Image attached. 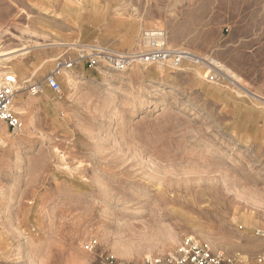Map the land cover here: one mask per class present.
Here are the masks:
<instances>
[{
  "label": "rangeland",
  "instance_id": "374dc122",
  "mask_svg": "<svg viewBox=\"0 0 264 264\" xmlns=\"http://www.w3.org/2000/svg\"><path fill=\"white\" fill-rule=\"evenodd\" d=\"M155 29L205 60L27 90L79 45ZM2 73L21 125L0 127V264H145L188 235L264 254V0H0Z\"/></svg>",
  "mask_w": 264,
  "mask_h": 264
},
{
  "label": "built area",
  "instance_id": "2783aa9c",
  "mask_svg": "<svg viewBox=\"0 0 264 264\" xmlns=\"http://www.w3.org/2000/svg\"><path fill=\"white\" fill-rule=\"evenodd\" d=\"M73 56H60L53 62L51 70L41 83L27 87L36 95L42 91V86L54 93L61 88L60 79L65 73L71 74L77 67L94 70H105L116 74L125 73L133 67L147 70L151 66L177 69L183 62L190 60L186 51L173 48L166 44L163 30L144 31L138 39L136 49L115 51L101 45H79L74 48ZM191 61V60H190ZM17 77L11 73L0 74V127L5 126L11 134L20 129V122L12 109V103L17 91ZM5 143L0 139V147ZM96 240H91L86 246L92 251ZM145 264H245L241 259L228 258L221 252L211 250L206 244L195 237L185 236L174 250L145 259ZM256 264H264V254L259 256Z\"/></svg>",
  "mask_w": 264,
  "mask_h": 264
},
{
  "label": "bare ground",
  "instance_id": "6f19581e",
  "mask_svg": "<svg viewBox=\"0 0 264 264\" xmlns=\"http://www.w3.org/2000/svg\"><path fill=\"white\" fill-rule=\"evenodd\" d=\"M50 3H52V2H50ZM62 45V44H61ZM65 45V44H64ZM18 52V51H17ZM187 54H189L190 56V60L191 61H195V62H199V61H203V60H205V59H202L201 57H199V56H197V55H195V54H193V53H190V52H187ZM208 64H213V65H218L219 63H217L216 61H210V63H208ZM218 67V66H217ZM216 67V68H217ZM215 68V67H214ZM220 68V67H219ZM223 69L225 70V71H227L228 73H230V75L231 76H233V74L231 73V72H229L228 71V69H226V68H224L223 67ZM222 69V70H223ZM227 73V74H228ZM72 74V73H71ZM64 77H65V79H66V81L69 83V84H72V85H76L77 83H78V78H77V76H75V75H70L69 73H65L64 75H63ZM21 90V87L18 85L17 86V91L16 92H19ZM26 106H28V107H31V104L30 103H28Z\"/></svg>",
  "mask_w": 264,
  "mask_h": 264
}]
</instances>
